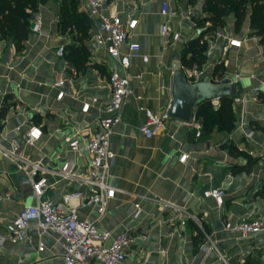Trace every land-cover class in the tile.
I'll return each instance as SVG.
<instances>
[{
	"label": "crops",
	"instance_id": "1",
	"mask_svg": "<svg viewBox=\"0 0 264 264\" xmlns=\"http://www.w3.org/2000/svg\"><path fill=\"white\" fill-rule=\"evenodd\" d=\"M164 2L170 9L171 0H105L102 6L103 15L123 19L131 14L136 19L129 41L138 45L147 61L130 60L126 71L129 93L120 112L121 122L110 136L114 157L108 182L117 192L102 216H98L94 206L75 208L76 215L95 222L98 229L111 236L128 231L131 242L125 264H222L219 256L226 259V264H264L263 236H240L223 228L226 222L264 221V86L257 94L251 91L264 79L263 47L248 29L247 15L238 32L232 30L234 21L228 16L222 27L215 28V37L204 39L203 64L197 68L200 75L196 82L204 78L214 83L227 81L236 85L235 97L244 95L242 103L233 104L231 98L234 123L229 132L204 133L194 117L193 125L198 126L200 133L195 137L193 125L169 119L164 132L145 139L138 130L144 119L139 108L154 114L167 110L171 101V67L175 65L180 70V49L189 39L185 38L184 27L177 33L170 16L160 15ZM183 5L187 6L186 0ZM57 10L54 1L38 6L35 31L22 43L19 55L10 40L0 41V104L5 96L9 97L8 110L0 121V145L8 147L13 140L21 144L26 127L39 125L41 138L32 148L20 145V157L40 162L49 171L67 162L74 165L77 175H83L86 157L70 152L62 140L73 133L74 127L83 134L91 133L97 118L104 116L101 107L108 98L107 73L115 64L102 47L88 39L89 61L101 70L88 67L83 73L74 74L62 57L69 42L56 33ZM84 10L85 0H79L78 12L85 14ZM88 20L90 37L97 20ZM163 24L178 35L175 42L161 36ZM227 39L238 40L240 47H229L223 53ZM169 41L170 46H166ZM216 68L219 70L214 74ZM58 80L64 81L59 101L55 99L54 87ZM83 103L90 106L87 114L79 111ZM17 126L19 132L15 131ZM225 143L236 148L238 154L234 158L220 148ZM180 154L187 155L182 164L177 161ZM244 155L255 160L252 166L242 162L239 156ZM199 161L213 164L200 166ZM215 162L223 166H216ZM229 170L235 173L234 177L228 174ZM43 175V200L57 203L72 192H90L77 182L66 185L52 173ZM217 187L224 191L219 208L211 199L202 197L203 191ZM225 189L233 202L228 207ZM166 203L196 216L200 226L181 211L165 207ZM34 204L25 172L0 155V234L22 208ZM68 204L74 207L75 201ZM134 205L139 208L136 217ZM197 230L203 239L197 238ZM55 239L52 233L38 235L31 224L24 231L22 242L0 247V264H63ZM38 243L42 244L40 252Z\"/></svg>",
	"mask_w": 264,
	"mask_h": 264
},
{
	"label": "built area",
	"instance_id": "2",
	"mask_svg": "<svg viewBox=\"0 0 264 264\" xmlns=\"http://www.w3.org/2000/svg\"><path fill=\"white\" fill-rule=\"evenodd\" d=\"M105 0H85L84 13L87 18L97 20L96 29L90 33V41L103 48L105 56L114 62L115 68L108 71L106 86L108 98L101 109L103 117L97 118L93 131L83 134L81 129L73 128V133L64 136L63 143L67 149L76 155L86 157L85 171L83 175H77L74 165L64 162L57 170L49 171L40 162H29L23 160L19 155L20 145L32 148L41 138L39 125L29 124L21 136V144L13 140L8 147L0 145V155L13 163L18 170L25 172L30 185L31 193L35 204L26 206L18 212L13 219L6 223L3 232L0 234V247L5 243L15 245L24 240V231L34 225L38 235L52 233L59 244L60 257L63 264H125L126 250L128 249L131 236L128 231H123L114 236L109 232L98 229L95 222L79 219L75 208H86L94 206L98 216L104 214L106 205L117 192L108 180L109 170L113 160V153L110 150L109 142L113 128L121 122L120 112L128 96L129 80L126 71L131 59H140L142 63L147 61L146 56L139 53L137 44L129 41V35L136 26V19L131 14H126L123 19L116 15L101 14ZM160 15L170 16V9L167 3L160 5ZM160 34L169 38L171 42L178 39L176 33H171L166 24L160 27ZM229 47L239 48L240 42L234 39H227L226 45L222 48L224 53ZM124 49V51H122ZM200 75L197 68L191 69L187 74L188 82H196ZM63 80H58L54 87L57 89L55 99L59 101L63 97L61 87ZM260 86H264V79L252 88L257 94ZM244 95L234 97L233 104L242 103ZM211 107L216 108L218 101H210ZM89 104L83 103L80 106V113L87 114ZM143 113V123L138 130L145 139H151L154 135L165 130V124L170 119L167 110L158 114L152 113L146 108H139ZM194 119L184 125H193ZM195 137L199 136L198 126L193 125ZM19 132V127L15 128ZM187 160L186 154H180L177 161L184 163ZM45 173L54 174L58 180L66 185L77 182L87 188V194L72 192L61 198L60 202L53 203L42 199L46 188ZM224 191L220 188H211L202 192L203 198L211 199L216 207L222 204ZM70 200L75 201V206L68 204ZM165 207L181 211L187 218L195 219L182 209L166 203ZM139 213L138 205H134V217ZM225 231L240 236L264 237V221L261 219L242 220L239 222H226L223 225ZM37 251H42V244H37ZM222 264L226 259L219 256Z\"/></svg>",
	"mask_w": 264,
	"mask_h": 264
},
{
	"label": "trees",
	"instance_id": "3",
	"mask_svg": "<svg viewBox=\"0 0 264 264\" xmlns=\"http://www.w3.org/2000/svg\"><path fill=\"white\" fill-rule=\"evenodd\" d=\"M49 0H0V41L9 39L15 52L19 51L22 43L30 34L31 16L37 13L39 5ZM57 2V28L60 33L65 30L74 33L73 45L63 48L64 59L72 66L73 73H83L88 67L101 70L98 64H91L87 59L84 43L89 39L90 23L87 16L78 12L79 0H50ZM196 0H186V5L191 6ZM202 8L209 15L205 24L208 30L222 27L228 16H232L234 28L244 21L249 8L248 29L253 35L259 38L258 43L264 50V0H204ZM203 23L195 25L196 29L203 28ZM206 47L205 40L195 38L188 42L180 54L181 65L185 69L200 68L203 64V52ZM219 69L216 68L214 74ZM5 96L0 104V121L4 118L8 106ZM210 102H204L197 106L194 117L200 122L201 130L209 133L212 130L218 132H229L233 126L234 118L232 113L231 99L221 98L215 109L210 107ZM203 230V229H202ZM204 232V231H203ZM197 238L203 239L202 233L197 230Z\"/></svg>",
	"mask_w": 264,
	"mask_h": 264
},
{
	"label": "rangeland",
	"instance_id": "4",
	"mask_svg": "<svg viewBox=\"0 0 264 264\" xmlns=\"http://www.w3.org/2000/svg\"><path fill=\"white\" fill-rule=\"evenodd\" d=\"M202 3H203V0H196L193 5L184 6L183 5V0H171V2H170V19H171V21L173 22V24L176 27V32L178 33L180 28L182 29L184 27L185 31L187 32V34H185L186 35L185 38H187V39L189 38L188 41L183 44V47H185L188 44V42H190L191 40H193L195 38H201V39L204 40V39H210V38L215 37V35L213 34L215 29L213 31L206 29V28H208V25L205 24L204 21H206L207 18H209V15L206 12V10L202 8V6H201ZM246 12H247V16H248L249 15V8H246ZM193 14L196 15L194 24H192L191 21H190V19L192 18ZM57 19H58V15L56 13L55 20H54V24H55L56 28H57ZM198 23H203L204 27L201 28V29H196L195 25L198 24ZM35 25H36L35 17H34V15H32L31 19H30V27H29L30 33H32V31H35ZM241 25H242V23H240L237 26L236 29L233 27L232 30L234 32H238V30L240 29ZM56 33L58 35H61L63 38H66L68 40V42H69V45L75 44V43L72 42V38L75 36L74 33H68L67 30H65L63 33H60V31H58V29H57ZM8 40L9 39H7V38L4 39V41H8ZM170 44H171V42L169 41V42L166 43V46H170ZM84 47L86 48V54H87V59H88V57H90V56H89V50L87 48L86 42L84 43ZM183 47H181V49H180V51H181L180 54L184 52L183 51ZM21 51H22V46H20L18 52H15L16 55H19L21 53ZM179 66H180L179 68L182 71V73L184 74V76H186L187 75L186 72L190 71V70L189 69H185L181 65L180 60H179ZM13 107H14V105H13ZM210 107H211V104H210ZM220 148H223L226 151H229V153L231 154V156L233 158H234V154L235 153L238 154L236 152V148L234 147V145H232V143H228V144L225 143L222 146H220ZM232 150H234V152ZM239 157H242V162L247 167L248 166H252L254 164L255 160L252 159V158H248L245 155L244 156H239ZM207 163L213 164V162H210V161H205V162L199 161L198 162V164L200 166H202L204 164H207ZM215 163H216V166H217L218 163L217 162H215ZM218 165H220V167H222L223 163H220ZM228 174L231 175L232 177H234V175H235V173H233L230 170L228 171ZM223 175H224V173H223ZM226 176H227V174H226ZM227 195L229 196V191L226 190L225 198H226L227 201L225 203V206L228 207V206L232 205L233 202H232V200L229 199V197H227ZM156 201H161V200H156ZM193 221L196 223V225L198 227L200 226V220L196 216H195V219H193Z\"/></svg>",
	"mask_w": 264,
	"mask_h": 264
},
{
	"label": "water",
	"instance_id": "5",
	"mask_svg": "<svg viewBox=\"0 0 264 264\" xmlns=\"http://www.w3.org/2000/svg\"><path fill=\"white\" fill-rule=\"evenodd\" d=\"M196 15L190 19L194 24ZM236 85L227 81L211 82L207 78L201 81L189 83L175 65L171 67V101L167 108L170 119L182 123H190L194 118L197 106L204 102L221 98H234L236 96Z\"/></svg>",
	"mask_w": 264,
	"mask_h": 264
}]
</instances>
